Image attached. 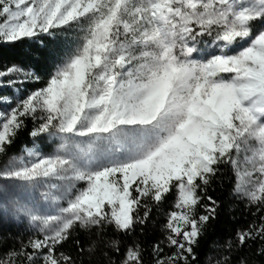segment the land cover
<instances>
[{
    "label": "snow or ice",
    "instance_id": "6c2138e0",
    "mask_svg": "<svg viewBox=\"0 0 264 264\" xmlns=\"http://www.w3.org/2000/svg\"><path fill=\"white\" fill-rule=\"evenodd\" d=\"M0 157V264H264V0H0Z\"/></svg>",
    "mask_w": 264,
    "mask_h": 264
},
{
    "label": "trees",
    "instance_id": "16d2710c",
    "mask_svg": "<svg viewBox=\"0 0 264 264\" xmlns=\"http://www.w3.org/2000/svg\"><path fill=\"white\" fill-rule=\"evenodd\" d=\"M31 125L29 124V128ZM30 137L27 135V132H21L17 138L16 145L14 147V151L19 150L20 146L28 141ZM10 155L12 153H9ZM2 159V157H0ZM213 188L209 189V194L212 195L215 199L221 202V208L219 210L218 219L209 225L208 230L205 232V235L200 238L199 247L196 249L198 254L202 256L204 254L210 253L211 249L209 248V244L213 240L221 239L228 234V230L230 228L235 227H243L245 226L247 221L252 219L251 215L246 214L244 212V205L237 203L235 201H230L229 198V185L227 179L223 181L216 180L213 182ZM231 205V210H230ZM164 209H167V202L164 204ZM143 209H141V212ZM233 217L237 218L238 223H233ZM163 222V212L158 213L155 209L152 211L151 219L148 222V226L146 229V234L141 235L139 228H137L136 232L133 236L128 237V241L131 242L133 239H139L142 244H151L152 241L156 240L160 234V224ZM22 226L11 227L10 231H2L0 230V244L7 243L9 245L13 242V237L23 235ZM81 242L84 243L83 237H81ZM64 250L74 254L73 242L69 240L64 245ZM214 258V253H212Z\"/></svg>",
    "mask_w": 264,
    "mask_h": 264
}]
</instances>
